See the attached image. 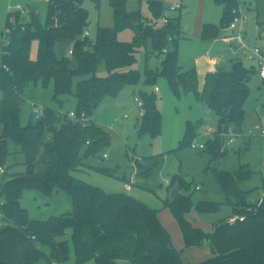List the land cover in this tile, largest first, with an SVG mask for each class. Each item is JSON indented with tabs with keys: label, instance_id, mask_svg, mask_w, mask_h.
I'll list each match as a JSON object with an SVG mask.
<instances>
[{
	"label": "trees",
	"instance_id": "1",
	"mask_svg": "<svg viewBox=\"0 0 264 264\" xmlns=\"http://www.w3.org/2000/svg\"><path fill=\"white\" fill-rule=\"evenodd\" d=\"M83 1L48 0L43 23L34 10H29L27 20L17 11L7 17L4 32L7 43L0 42V168L5 174L11 167L9 158L20 153L24 169L13 173L0 187V195L4 197L0 264L63 262L70 253L67 237L76 264L89 261L118 264L121 260L132 264H184L157 210L125 193H105L70 172L86 166L117 177V168L86 163L111 143L109 132L91 116L104 97H115L125 86L139 82L140 74L132 67L140 49L145 50L147 58L151 54L161 56L157 70L146 68L145 86L153 85L156 77L163 76L172 90L181 87L184 93H193L216 118L213 136L200 149L211 155V161L225 154L219 134L229 127L237 132L243 128L251 72L241 60H234L231 70L222 66L208 73L202 90L198 91L196 71L178 66L180 18L167 16L162 1L148 2L152 16L148 19L140 9L129 11L128 0H109L113 26L98 27L93 40L83 37L89 23ZM213 1L222 6V16L218 24H203L201 38L205 40L216 38L220 29L228 27L231 10L238 4L237 0ZM257 1H250L255 4L254 10ZM164 16L168 19L166 24L161 23ZM257 24L262 28L264 21ZM126 29L132 30V39L119 40V33ZM33 41L37 44L35 57L31 56ZM102 63L107 75L98 77L95 72ZM49 84L53 85L54 100L59 101L61 95L74 97L75 118H70L71 111L46 107L35 121L21 126L19 114L26 90L38 85L46 88ZM139 96L142 114L138 133L154 137L159 133L161 121L156 97L147 91H140ZM203 121H187L180 148L191 147ZM9 141L17 147L16 151L9 150ZM140 159L133 161L136 176L148 178L162 167L159 156ZM214 174L224 200L199 201L197 209L205 213L227 206L231 212L215 223L209 233L186 219L185 214L192 206L189 196L178 194L174 199L163 200V206L177 221L184 247H201L207 242L210 257L198 264H264V198L252 202L250 191L240 187L242 181L250 178V172L240 167L233 174L224 171ZM175 185L179 189L185 187L181 176L171 177L166 184L167 192ZM56 186L69 195L71 210L45 221L30 220L19 205L23 190L37 188L49 193ZM41 246H46L48 252Z\"/></svg>",
	"mask_w": 264,
	"mask_h": 264
},
{
	"label": "rangeland",
	"instance_id": "2",
	"mask_svg": "<svg viewBox=\"0 0 264 264\" xmlns=\"http://www.w3.org/2000/svg\"><path fill=\"white\" fill-rule=\"evenodd\" d=\"M128 0V10L140 9L141 14L150 19L151 13L148 8L150 0ZM164 2L167 7L177 2H182L180 11H169L170 17L181 16V28L185 32V38L179 41L178 46V66H185L188 60L201 55L203 44L200 38L191 35L193 23L203 9L207 19L217 24L221 18V8L211 0H158ZM48 0H0V42L5 40V24L9 12H20L21 6L35 5L40 21H45ZM245 15L241 23L242 44L247 51H242L241 59L244 68L251 72L248 81L249 96L244 104L245 120L243 128L232 143H227L225 154L215 161H211V155L200 149L192 147L180 148L183 140L187 121L195 122L203 118L202 104L198 102L193 93H184L181 87L177 91L172 90L169 81L158 76L153 85L143 84L145 70H157L160 67L161 56L151 54L146 57V52L142 48L136 54V62L133 69L140 74L139 82L135 85L125 86L115 97H104L92 114V120L103 127L110 134L111 143L103 152L87 160L86 163L101 167L117 168V177H111L101 172L83 166L73 170L70 174L83 182L99 188L105 193L121 194L125 193L144 203L151 209L157 210L162 216L165 227L169 231L173 240V247L180 253L184 264H198L210 257L207 242L201 247H184L182 244L180 230L177 221L171 212L163 206V200L170 197L166 184L172 176H181L185 182V187L180 189L181 196H189L192 202L190 210L185 214L186 219L195 227L200 228L204 233H209L213 225L221 218L231 212L227 206H222L218 211L201 213L197 209L199 201L221 202L224 195L215 179L216 171L235 173L240 167L250 172V178L240 183L243 190H249V199L257 201L263 192L264 185V136L261 135V128L264 126V79L259 75L257 60L248 51L259 48L264 52V26L260 28L258 22L264 21V0H258L257 10L249 9L254 7V3L249 0H242ZM82 7L88 12V37L93 40L98 27L113 26V14L109 5V0H84ZM20 8V9H18ZM15 10V11H14ZM34 10V9H30ZM29 11V10H28ZM26 13V12H25ZM21 15L25 20L28 14ZM162 23V22H161ZM262 31H261V30ZM236 30L235 33H237ZM261 31V32H260ZM234 33L226 30L220 35L229 36ZM132 30L126 29L119 33L118 39L130 41ZM37 44L32 42L31 55L36 56ZM66 56H69L66 52ZM1 64V50H0ZM227 69H232V62L227 63ZM98 77L107 75L104 64H100L95 72ZM155 87L158 88L155 91ZM199 89V88H198ZM153 92L156 97V107L160 112V128L158 135L152 137L148 133H138L140 122V111L135 99L140 98L139 92ZM201 91V90H198ZM53 85L46 88L36 86L28 88L25 93V100L21 105L19 122L21 126H26L29 121H35L39 116V109L51 107L60 112H70L75 108V99L71 95L59 96L58 100L53 99ZM1 98V92H0ZM203 121L201 133L193 140L195 146L204 144L211 137L210 132L216 130V118L209 122ZM210 129V130H209ZM1 133V126H0ZM9 150L16 151L17 147L11 141L8 142ZM105 154V156H103ZM159 156L163 163L161 169L148 178L135 175L133 161L141 160L140 157ZM23 156L13 154L9 158L11 167L6 173H0L1 184L12 177L13 173L23 171L20 164ZM130 182V188L126 184ZM198 187L199 189H196ZM4 197L0 195L1 202ZM19 205L26 212L30 220L45 221L52 216H58L71 210L72 203L69 195L62 187L56 186L49 193H44L37 188H25L19 199ZM0 224H3L0 218ZM69 244V257L63 262L49 264H76L73 256L72 244L67 237ZM44 252H48L46 246H41Z\"/></svg>",
	"mask_w": 264,
	"mask_h": 264
},
{
	"label": "crops",
	"instance_id": "3",
	"mask_svg": "<svg viewBox=\"0 0 264 264\" xmlns=\"http://www.w3.org/2000/svg\"><path fill=\"white\" fill-rule=\"evenodd\" d=\"M206 1L207 0H203V2H206ZM211 1L214 2L213 0H211ZM177 3H180V7L178 9L172 11V12H175L177 10L180 11L182 9V7H183L182 2L180 1V2H177ZM215 5H217V4L215 3ZM217 6H219L221 8V16H222V6H220V5H217ZM165 7L167 9L166 10V15L169 16L168 12L171 11V10H169V7H167V5H165ZM20 8H22L20 10L21 11V15H24L25 12L28 14V12H29L28 10H30V9H34V11L37 13L36 6L33 5V4L32 5L27 4L25 7L21 6ZM249 9L254 10L255 9V4H254V7L250 6ZM178 16L180 18V24H181V16H180V14ZM205 23L215 24L211 20L207 19V17L204 14V10L202 9L199 12V14L197 15V17H196V19H195V21L193 23V28H192V31H191V35L194 38H196V39L200 38L201 39L200 42L203 44L202 45L203 49H202L201 55L197 56V57H195V58H193L191 60H188V62L185 63L186 64L185 66H180V68L182 70L194 69L196 71L198 88H199L198 90H202V88L204 86L205 77H206V75L208 73H210V72L214 71L216 68L222 67V66H224L227 69V63L229 61L233 62L234 60H241L243 58V56H244L242 51H247L245 45L242 44V41H241L242 40V35H241L240 38H238L237 36H235V32H233L228 27L220 29V31L218 33V36L216 38L212 39V40L202 39L201 38V30H202L203 24H205ZM226 30H228V31H230V32H232L234 34L222 37L220 35V33L222 31L224 32ZM243 33H244V31L242 30V34ZM185 36H186L185 32L182 31V28H181V37H180L179 41L181 39L185 38ZM179 41H178V46H179ZM248 52L251 54V56L253 58L256 59V57L253 54V51H248ZM262 53L264 54L263 51H262ZM178 59H179V53H178ZM257 64H258V61H257ZM137 107H138V105H137ZM201 107L203 109V115H202L203 118L201 117L200 119L205 120V123L209 122L210 120H212V118L214 117L212 115V113L207 108H205V106L203 104H202ZM141 114H142V110L140 111V116H141ZM200 119H198V120H200ZM204 126L205 125H203V127ZM1 131H2V127H1ZM198 131L200 132V128L197 130V132ZM200 134L201 133H199V135ZM221 144H222V148L225 150L224 146L227 144V142H226L224 137H222V139H221ZM139 157L141 158V156H139ZM263 192H264V185H263ZM178 194H180V189L178 191ZM158 218H159L161 224L163 225V227L167 230V228L165 227V223L162 220V216L158 215ZM213 227H214V225H213ZM180 234H181V232H180ZM170 237H171V241L173 243L171 234H170ZM181 239H182V235H181ZM182 244L184 246L183 239H182ZM84 264H94V262L93 261H89V262L84 263ZM118 264H132V263L130 261H127V260H121V261H118Z\"/></svg>",
	"mask_w": 264,
	"mask_h": 264
},
{
	"label": "built area",
	"instance_id": "4",
	"mask_svg": "<svg viewBox=\"0 0 264 264\" xmlns=\"http://www.w3.org/2000/svg\"><path fill=\"white\" fill-rule=\"evenodd\" d=\"M249 1H251V0H249ZM237 2H238L237 6L233 7L232 10H231L232 18H231V20L229 22L228 28L231 29L233 32H236V30H238L237 33H235V36L240 38L241 35H242L241 23H242V21L245 18V15L242 13L244 2H242V0H237ZM179 7H180V3L173 4V5H171L169 7V10L174 11V10L178 9ZM18 9H20V8H18ZM161 22H162V24H166L168 22L167 17H165V16L162 17ZM149 24L153 25L152 22H149ZM7 32H8V30L6 31V33ZM85 36H88V31L87 30H85L84 33H83V37H85ZM69 53H71V51ZM253 54L256 57L257 61H258L259 75H260V77L262 79H264V54L262 53V50L259 49V48H255L253 50ZM157 90H158V88L155 87V91H157ZM135 101H137V105L141 109L142 101L139 98L138 99L136 98ZM42 111H43L42 109H39V116L38 117H40L42 115ZM69 116H70V118H75L74 112L71 111L69 113ZM81 118H83V120L85 119L83 114H81ZM213 133L214 132H211L210 135L213 136ZM219 135L221 137H224L227 143H232L236 137L241 136V133L237 132L233 127H229L227 129V131L221 132ZM261 135L264 136V126L261 128ZM191 147L194 148V149H196V148L201 149V148L204 147V144H200L199 146H195L192 143ZM0 173H4V169L3 168H0ZM126 188L127 189L130 188V182H128L126 184ZM196 189H199V188L196 187ZM261 197L264 198V193L262 194ZM2 205H3V202H1V206ZM1 206H0V218L2 217Z\"/></svg>",
	"mask_w": 264,
	"mask_h": 264
},
{
	"label": "water",
	"instance_id": "5",
	"mask_svg": "<svg viewBox=\"0 0 264 264\" xmlns=\"http://www.w3.org/2000/svg\"><path fill=\"white\" fill-rule=\"evenodd\" d=\"M179 187L175 185L170 191V198H176L178 196Z\"/></svg>",
	"mask_w": 264,
	"mask_h": 264
}]
</instances>
